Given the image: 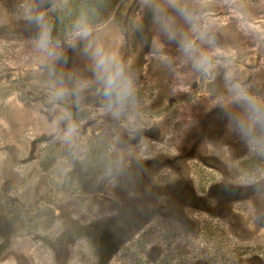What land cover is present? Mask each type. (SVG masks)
Here are the masks:
<instances>
[{
    "label": "rangeland",
    "instance_id": "obj_1",
    "mask_svg": "<svg viewBox=\"0 0 264 264\" xmlns=\"http://www.w3.org/2000/svg\"><path fill=\"white\" fill-rule=\"evenodd\" d=\"M58 1L0 0V264H264V143L242 140L214 103L225 73L264 99V0H192L214 38L206 73L175 44L162 65L142 0H123L92 33L135 76L119 119L102 111L79 38L56 68L89 87L79 104L51 99L33 16ZM49 152L58 161L41 165Z\"/></svg>",
    "mask_w": 264,
    "mask_h": 264
},
{
    "label": "clouds",
    "instance_id": "obj_2",
    "mask_svg": "<svg viewBox=\"0 0 264 264\" xmlns=\"http://www.w3.org/2000/svg\"><path fill=\"white\" fill-rule=\"evenodd\" d=\"M142 4L149 13L152 54L162 65L171 67L174 57L166 49L169 44H175L179 55L191 62L196 71L206 73L212 67L211 57L203 46L211 45L214 38L201 23L204 16L202 5L192 0H142ZM95 14L94 8L81 7L72 19L67 35L87 41L83 52L90 61L88 69L94 77L92 82L98 85L102 97V111L119 119L134 101L135 76L116 47L106 46L99 37H93L92 19ZM33 18L39 28L33 46L37 62L46 66V73L42 75L47 76L52 87L51 99L58 101L74 96L79 104L81 93L89 87L90 81L74 73L57 71L56 63L63 57L62 43L52 36V27L43 12L34 14ZM137 27L144 30L143 18L137 22ZM68 43L72 44V40ZM65 77L74 81L72 88L65 86ZM224 85V91L214 93V103L223 111L229 128L250 146L264 143V99L254 95L231 73H225ZM66 119V114L59 115L52 122L53 130H58L59 123ZM77 135V126L69 123L63 133L64 139L71 144Z\"/></svg>",
    "mask_w": 264,
    "mask_h": 264
},
{
    "label": "trees",
    "instance_id": "obj_3",
    "mask_svg": "<svg viewBox=\"0 0 264 264\" xmlns=\"http://www.w3.org/2000/svg\"><path fill=\"white\" fill-rule=\"evenodd\" d=\"M123 0H59L46 14L45 18L52 27V36L66 48L69 40H75L68 36L72 19L78 14L81 7L87 6L95 9L92 19L93 31L104 26L119 10ZM52 146V145H51ZM58 161L54 153H45L41 165H55Z\"/></svg>",
    "mask_w": 264,
    "mask_h": 264
}]
</instances>
